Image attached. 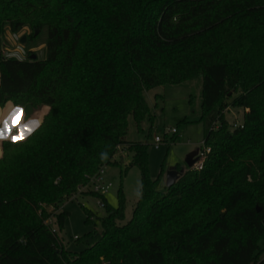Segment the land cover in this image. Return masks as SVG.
Wrapping results in <instances>:
<instances>
[{"label":"trees","instance_id":"trees-1","mask_svg":"<svg viewBox=\"0 0 264 264\" xmlns=\"http://www.w3.org/2000/svg\"><path fill=\"white\" fill-rule=\"evenodd\" d=\"M44 28L43 60L0 53V106L25 121L46 108L28 138L1 143L0 264H264V0H0L1 36L28 30L32 42ZM197 77L210 153L159 192L130 121L150 132L145 91ZM228 107L243 110L241 127ZM125 146L141 177L131 219L120 224V191L101 231L65 249L49 221L61 230L69 213L46 208Z\"/></svg>","mask_w":264,"mask_h":264},{"label":"rangeland","instance_id":"rangeland-1","mask_svg":"<svg viewBox=\"0 0 264 264\" xmlns=\"http://www.w3.org/2000/svg\"><path fill=\"white\" fill-rule=\"evenodd\" d=\"M28 32V30L20 31L14 34L15 37L11 33L0 35V51L14 52L13 57L18 60H26L28 53L32 51L38 60H43L46 28L34 41L22 42L24 33ZM201 89L202 80L197 77L180 85L146 90L144 96L154 115L150 132L148 122H144L141 128H135L130 121L126 138L131 143L142 141L147 145L149 176L152 181H156V190L159 192L165 191L166 175L170 169L178 166V169H183L184 173L189 169L188 162H196L200 150L206 147L204 144L206 127L199 122ZM233 97L226 101L230 103ZM224 115L231 128L234 123H242V109L228 107ZM171 129H175L177 134L166 135ZM155 137H160L162 140L157 149L153 143ZM173 137H176V141ZM128 148L127 146L119 148L114 157L115 164L103 167V178L112 185L103 197L92 194L86 186L66 198L60 208H46L53 215L62 210L69 213L61 230L53 223V218L49 221L50 227L57 232L65 249L80 251L82 246L76 244V239L91 230L101 231L100 219L107 216L109 209H116L119 206L120 191L124 200V218L120 224H125L131 219L133 208L140 196L141 177L139 168L131 166L133 153ZM87 219L88 223H86ZM258 246L261 251L260 260H264V238L259 240Z\"/></svg>","mask_w":264,"mask_h":264},{"label":"built area","instance_id":"built-area-1","mask_svg":"<svg viewBox=\"0 0 264 264\" xmlns=\"http://www.w3.org/2000/svg\"><path fill=\"white\" fill-rule=\"evenodd\" d=\"M4 56L7 57H13V55L15 54L14 52H7L6 50L1 52ZM242 123H234L232 125V128H238L241 127ZM218 125L216 123L213 124V129H217ZM177 131L175 129H171L170 131H168V133L166 135H174L176 134ZM154 147L157 149L159 148L160 144L162 143V140L160 137H155L154 138ZM210 153V148L205 147L202 150H200L197 160L196 162L193 164L192 168H190L192 171H200L203 168V164L204 161L206 159V156ZM103 167L92 177L90 178L88 184L86 186H88V188L90 189L91 193H95L101 197H103V195L111 188V184L107 183L104 178H103ZM86 186H82L81 188L84 189V187ZM81 188H79L77 191H80ZM100 205H102V203H100Z\"/></svg>","mask_w":264,"mask_h":264},{"label":"crops","instance_id":"crops-1","mask_svg":"<svg viewBox=\"0 0 264 264\" xmlns=\"http://www.w3.org/2000/svg\"><path fill=\"white\" fill-rule=\"evenodd\" d=\"M12 36L15 37L13 34ZM14 109H21L19 107L14 106L12 103H6L4 106H0V130H2V122L6 119ZM46 113V108H43L37 115L33 116L29 120H23L24 113L18 114L15 120L10 121L11 124H15L16 127L11 128V133H6V138H0V157H1V143L8 141L13 142V136L19 135L20 130L23 129L26 125L32 127L31 133L24 132L23 138L19 139L18 141H23L28 138L40 125L42 116ZM17 142V141H16Z\"/></svg>","mask_w":264,"mask_h":264},{"label":"snow or ice","instance_id":"snow-or-ice-1","mask_svg":"<svg viewBox=\"0 0 264 264\" xmlns=\"http://www.w3.org/2000/svg\"><path fill=\"white\" fill-rule=\"evenodd\" d=\"M22 109H14L13 112L6 118L3 120L2 122V130H0V138H6V133H11V128L12 127H16L15 124H11L10 121L15 120L16 116L20 113H22ZM32 127L30 126H25L23 129L20 130V134L13 136V142L18 141L19 139L23 138V133L24 132H28L31 133L32 131Z\"/></svg>","mask_w":264,"mask_h":264},{"label":"water","instance_id":"water-1","mask_svg":"<svg viewBox=\"0 0 264 264\" xmlns=\"http://www.w3.org/2000/svg\"><path fill=\"white\" fill-rule=\"evenodd\" d=\"M25 41H26V37H23L22 42H25ZM35 58H36L35 55L31 56V59H35ZM194 163H195L194 161L188 162V167L192 168ZM182 174H183V169H180L179 171H177L175 168L170 169L166 175V185L165 186L167 188H170L171 186H173Z\"/></svg>","mask_w":264,"mask_h":264},{"label":"clouds","instance_id":"clouds-1","mask_svg":"<svg viewBox=\"0 0 264 264\" xmlns=\"http://www.w3.org/2000/svg\"><path fill=\"white\" fill-rule=\"evenodd\" d=\"M104 156H105V158H106V154H103Z\"/></svg>","mask_w":264,"mask_h":264}]
</instances>
